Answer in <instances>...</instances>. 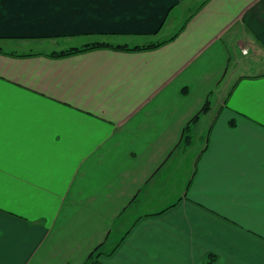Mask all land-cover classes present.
Returning a JSON list of instances; mask_svg holds the SVG:
<instances>
[{
    "label": "crops",
    "instance_id": "1",
    "mask_svg": "<svg viewBox=\"0 0 264 264\" xmlns=\"http://www.w3.org/2000/svg\"><path fill=\"white\" fill-rule=\"evenodd\" d=\"M185 1L0 0V264H264V0Z\"/></svg>",
    "mask_w": 264,
    "mask_h": 264
},
{
    "label": "rangeland",
    "instance_id": "2",
    "mask_svg": "<svg viewBox=\"0 0 264 264\" xmlns=\"http://www.w3.org/2000/svg\"><path fill=\"white\" fill-rule=\"evenodd\" d=\"M204 1L205 0H186L184 5L180 9H177L176 11L172 12V14L170 15L169 19L167 20L163 28V31L159 35V38L165 39L166 37H168L166 35H169L172 30H173L172 34L176 33V31H178V29H180L183 26L186 20L200 7V5ZM53 42L49 41L45 43L43 47L35 48L33 50L43 52V53L45 52L50 53L52 51H61V50L69 49L72 47V46H66V47L60 48L58 45L62 47V43H53ZM4 48H5L4 49L5 51L11 50L9 47H4ZM251 53L252 52L248 49L242 50L243 56L241 57V55H239L236 59H234V62L238 66L236 70H233L234 66L230 67V75L233 73L236 75L241 74V73H253V72L258 73L264 70V62L263 60H260L262 55H259L258 57H253L251 56ZM224 86L225 85H223L221 88L224 89ZM219 93H220V89H218V92L214 93L212 97L210 98V103L212 106L215 105ZM203 119L204 117L200 118V122L197 124V127L195 128L199 132H202L204 128L203 121H202ZM197 143H199V140L195 138L194 144H197Z\"/></svg>",
    "mask_w": 264,
    "mask_h": 264
},
{
    "label": "trees",
    "instance_id": "3",
    "mask_svg": "<svg viewBox=\"0 0 264 264\" xmlns=\"http://www.w3.org/2000/svg\"><path fill=\"white\" fill-rule=\"evenodd\" d=\"M206 1H208V0H206ZM204 3L201 6H203ZM183 27L181 28V30L184 29ZM176 36H177V34L174 35L172 38L168 39L167 41H163L160 43L149 44V45H144V46H136V47H132V48L127 47V45L112 46V45L106 44L104 42H96V43H92V44H87V45L80 47V48L71 47L69 49L52 52L49 55H47V57L54 58V59H61V58L72 57V56H75V55H78L81 53H86L89 51H94V50H99V49H112V50H119V51H125V52L147 51V50H153V49H157V48L161 47L162 45L172 41ZM207 109H208V104L205 105V107L203 108V110L200 113L205 112ZM198 119H199V114L196 115L190 121V123L184 128V142L187 143L189 141L190 129L193 125H195L197 123Z\"/></svg>",
    "mask_w": 264,
    "mask_h": 264
}]
</instances>
